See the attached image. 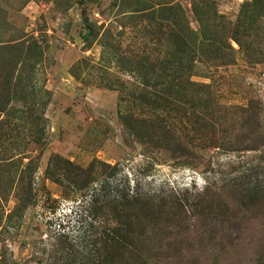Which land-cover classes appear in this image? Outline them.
<instances>
[{"label":"rangeland","instance_id":"rangeland-1","mask_svg":"<svg viewBox=\"0 0 264 264\" xmlns=\"http://www.w3.org/2000/svg\"><path fill=\"white\" fill-rule=\"evenodd\" d=\"M235 177L264 187V0H0V264H264Z\"/></svg>","mask_w":264,"mask_h":264},{"label":"trees","instance_id":"trees-1","mask_svg":"<svg viewBox=\"0 0 264 264\" xmlns=\"http://www.w3.org/2000/svg\"><path fill=\"white\" fill-rule=\"evenodd\" d=\"M245 111V115L247 116L244 120L245 122L250 121L254 119V117L256 116V111L254 110L253 106L247 103V105L245 107L242 108ZM250 118V119H249ZM250 121V124L251 122ZM249 130H241L240 134L247 137V135L249 134L251 136V132L253 131V127L251 128H246ZM241 140V138L239 137V141ZM248 140L250 141L249 143H243V145H241L243 148H255L258 146L259 144V140L258 138L252 136L251 140L250 138H248ZM241 142V141H240ZM241 180H239L238 178H232L230 180V185L232 187L233 193H237L239 192L241 195H248V196H254L253 194L255 193L256 195H258L260 193V190H262L264 187L261 186L257 187L255 185L252 184L251 188H245V191L242 190L243 187H240ZM236 188H241L240 190L236 189ZM238 190V191H237ZM251 194V195H250ZM216 195H218V193H216ZM101 196H104V198L102 199L103 204L107 207V209H111V210H123L122 208H117L116 205L118 204L116 201L117 199L115 197H111L109 198L108 195L106 196V194H101ZM129 200V201H128ZM128 203L131 204V207H129V212L133 215V217L135 218V221H130L128 223H125L124 220L121 221H117L119 224H124L126 225V228L123 229H119V230H115L112 231L109 235H107L106 239L107 242L112 243L113 245H115L116 247H123L128 248V249H138L140 240L138 239L137 236L131 234V233H127L128 232V227L131 226V229L133 231H138L141 232L143 231V229L146 227V225H148V222L144 221V216L149 215L150 213H157V211H153V209H149L148 207L144 206L141 203V197L140 194L135 192L132 194H129V197L127 199ZM128 209V207H127ZM155 210V209H154ZM159 210V209H156ZM126 213V212H124ZM138 216L140 218H138ZM151 225H156V223H154V221H151ZM130 231V230H129ZM107 256H112L111 253H108Z\"/></svg>","mask_w":264,"mask_h":264}]
</instances>
